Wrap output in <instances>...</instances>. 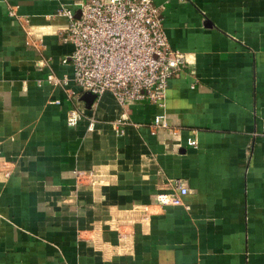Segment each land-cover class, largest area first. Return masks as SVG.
Returning <instances> with one entry per match:
<instances>
[{
  "label": "crops",
  "instance_id": "crops-1",
  "mask_svg": "<svg viewBox=\"0 0 264 264\" xmlns=\"http://www.w3.org/2000/svg\"><path fill=\"white\" fill-rule=\"evenodd\" d=\"M155 2L188 62L121 106L62 61L73 0H0V264H264V0Z\"/></svg>",
  "mask_w": 264,
  "mask_h": 264
},
{
  "label": "built area",
  "instance_id": "built-area-1",
  "mask_svg": "<svg viewBox=\"0 0 264 264\" xmlns=\"http://www.w3.org/2000/svg\"><path fill=\"white\" fill-rule=\"evenodd\" d=\"M73 5L76 9L60 5L57 14L68 19L61 37L73 49L62 61L73 65L76 85L97 97L112 93L121 106L132 100L163 105L170 79L182 71L188 59L184 52L170 46L161 7L155 0H73ZM46 81L64 86L68 78L51 72ZM67 92L71 99L77 95L71 89ZM83 117V111L74 104L67 123L76 126ZM127 119L122 111L115 122L120 131ZM154 125L167 127L165 115L157 114ZM189 144L196 145L197 140L191 138ZM176 189L178 194L171 197L174 204L189 191L181 180H177Z\"/></svg>",
  "mask_w": 264,
  "mask_h": 264
},
{
  "label": "water",
  "instance_id": "water-1",
  "mask_svg": "<svg viewBox=\"0 0 264 264\" xmlns=\"http://www.w3.org/2000/svg\"><path fill=\"white\" fill-rule=\"evenodd\" d=\"M78 15H79V12H78ZM96 94L92 93V92H85L83 98L89 103L91 104L95 98H96Z\"/></svg>",
  "mask_w": 264,
  "mask_h": 264
}]
</instances>
